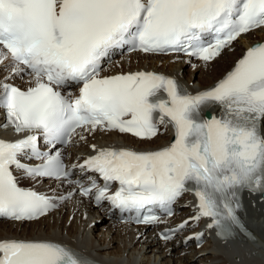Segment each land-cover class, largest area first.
<instances>
[{
    "label": "snow or ice",
    "instance_id": "snow-or-ice-1",
    "mask_svg": "<svg viewBox=\"0 0 264 264\" xmlns=\"http://www.w3.org/2000/svg\"><path fill=\"white\" fill-rule=\"evenodd\" d=\"M261 27L264 0H0V65L8 61L9 76L28 70L33 81L26 89L0 82L2 127L27 133L14 141L0 138V217L35 220L73 194L49 196L21 187L13 169L33 179L79 184L69 179L78 167L104 181L98 186L90 177L89 186L79 187L82 196L94 192L96 203L107 200L121 213H135L137 223H160L159 216L143 215L154 207L171 216L191 184L198 200L191 219L211 218L207 227L215 226L218 236L232 235L233 226L244 231L237 215L240 193L264 196V42L248 47L221 80L195 94L153 71L110 76L100 71L102 61L125 46L144 53L183 52L209 62ZM73 84L82 85L78 95L62 91ZM211 104L220 106L221 115L202 118ZM159 124L174 130L169 146L103 148L70 167L60 150L38 146L41 135L54 147L97 130L151 139ZM112 181L119 187L109 193ZM187 223L166 229L162 238L170 240ZM201 236L194 234L198 241ZM0 264L95 262L60 243L3 239Z\"/></svg>",
    "mask_w": 264,
    "mask_h": 264
},
{
    "label": "bare ground",
    "instance_id": "bare-ground-1",
    "mask_svg": "<svg viewBox=\"0 0 264 264\" xmlns=\"http://www.w3.org/2000/svg\"><path fill=\"white\" fill-rule=\"evenodd\" d=\"M262 35H264V28L250 32L244 39L235 44L236 48L233 51L224 50L213 62L201 63L194 66V68H190L179 61L172 62L171 58L173 56L170 55L156 56L133 53L121 58L118 61V67L114 71L153 68L181 78L192 88L201 89L212 84L224 74L234 59L241 53L243 44L247 40H253V38ZM7 62L5 61L3 65H0V82L4 81V77L10 71ZM185 68L190 72L186 73ZM194 72H198V75ZM262 129L264 132V128ZM165 138L166 135H159L151 140H136V138L126 134L95 131L90 135L89 142L96 145V147L120 142L157 146ZM82 148L87 149L86 146ZM33 183L34 179H29L25 184L32 185ZM245 205L248 219L259 235V239L252 243L247 242L240 233H236L231 238L235 242L221 240L212 245L207 241L198 250L194 247L185 249L180 244L157 242L151 237L150 232L145 234L141 231H135L133 227L114 224L115 221H107L106 219H102L104 221H102L100 231L96 232L93 226L90 229L92 217L98 223L100 220L97 219L103 218L104 215L88 206L87 200L79 197L67 200L59 210L48 213L37 221H0V239L18 236L58 240L75 245L85 252L91 253L93 257L101 261H107L110 264H191L193 262L196 264H264V248L259 245L264 246V201L259 202L255 195H246ZM186 212L187 209H184L183 213ZM63 213H67L65 221ZM71 213H73V217L70 216L72 223L70 227L65 229ZM77 221L79 224H77ZM232 247H235L236 250ZM126 251L127 253H125ZM181 253L186 254L181 257ZM200 254L204 256L197 259Z\"/></svg>",
    "mask_w": 264,
    "mask_h": 264
},
{
    "label": "rangeland",
    "instance_id": "rangeland-1",
    "mask_svg": "<svg viewBox=\"0 0 264 264\" xmlns=\"http://www.w3.org/2000/svg\"><path fill=\"white\" fill-rule=\"evenodd\" d=\"M186 70H185V72L187 73H189L190 72V70H188L187 68H185ZM207 70V69H206ZM196 75H198V72H194ZM197 78V77H196ZM195 79V78H194ZM65 211H66V209H65ZM65 216H64V221H65V219L67 218V213H63ZM70 216H72L73 217V213H71V214H69V217ZM68 217V218H69ZM93 218V220L91 221V224H90V229H92L93 227L95 228V230H96V232L97 231H100V227L102 226V224H103V222L102 221H104V220H102V219H104V218H98L97 220H100L98 223L94 220V217H92ZM96 219V218H95ZM71 217L68 219V221H67V224H66V227H65V229H67L68 227H70V225H71ZM101 223V224H100ZM77 224H79V222L77 221ZM74 225H76L75 223H74ZM93 226V227H92ZM97 227H98V230H97ZM92 231V230H91ZM194 246H191V248H193ZM115 249V248H114ZM125 253H127V251L125 252ZM186 254V253H185ZM185 254H183V253H181L180 254V256L182 257L183 255H185ZM202 256H204L203 254H200L198 257H197V259H200V257H202ZM191 264H196L195 262H193V263H191Z\"/></svg>",
    "mask_w": 264,
    "mask_h": 264
}]
</instances>
